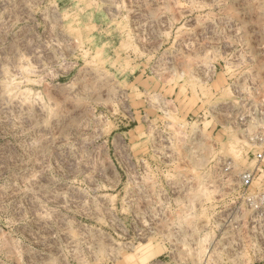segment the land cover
Wrapping results in <instances>:
<instances>
[{
    "label": "rangeland",
    "instance_id": "rangeland-1",
    "mask_svg": "<svg viewBox=\"0 0 264 264\" xmlns=\"http://www.w3.org/2000/svg\"><path fill=\"white\" fill-rule=\"evenodd\" d=\"M234 87L264 0H0V264H264Z\"/></svg>",
    "mask_w": 264,
    "mask_h": 264
},
{
    "label": "built area",
    "instance_id": "built-area-1",
    "mask_svg": "<svg viewBox=\"0 0 264 264\" xmlns=\"http://www.w3.org/2000/svg\"><path fill=\"white\" fill-rule=\"evenodd\" d=\"M250 89L251 86H247V91ZM232 91L237 100L235 104L231 103L226 123L235 132L239 131V136L249 148L244 159L254 163V170H245L239 174V199L251 211L247 221L251 230L256 229L264 236V192H250L257 173L264 169V96L255 102L248 96L237 97L235 87ZM227 170L228 167L225 168Z\"/></svg>",
    "mask_w": 264,
    "mask_h": 264
}]
</instances>
